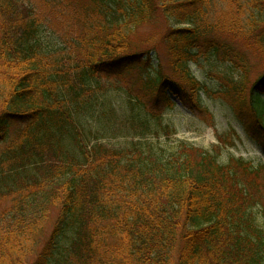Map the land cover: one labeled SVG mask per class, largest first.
Masks as SVG:
<instances>
[{"label":"trees","instance_id":"16d2710c","mask_svg":"<svg viewBox=\"0 0 264 264\" xmlns=\"http://www.w3.org/2000/svg\"><path fill=\"white\" fill-rule=\"evenodd\" d=\"M160 14L174 22L170 76L135 41ZM243 47L264 57V0H0V264H264V165L186 143L89 145L81 130L90 118L110 128L114 107L97 92L133 74L129 103L152 117H133L142 136L172 97L204 108L192 67L207 60L229 67L238 122L263 134L264 73L246 79Z\"/></svg>","mask_w":264,"mask_h":264},{"label":"rangeland","instance_id":"374dc122","mask_svg":"<svg viewBox=\"0 0 264 264\" xmlns=\"http://www.w3.org/2000/svg\"><path fill=\"white\" fill-rule=\"evenodd\" d=\"M172 26H174V22L166 20L160 14L156 21L141 27L135 39L139 50L150 51L153 48L159 54L163 73L167 76H170V72L166 65V40L164 38ZM151 37L154 41L151 44L145 43ZM226 40L236 48L241 47L239 40L228 37ZM241 50L245 51L249 62V75L246 79L252 83L260 74L264 73V57L244 47ZM228 68V66H220L219 63L217 65L209 63L207 60H202L199 65L193 66L192 71L204 85V91H202L204 108L197 111L192 110L190 107H185L178 98L173 97L175 107L164 108L161 105L158 108L163 115L161 120L158 121V124L155 123L156 120H153L154 122L151 123L152 132L145 136L141 135V128L132 127V119L137 116L143 120L150 115L145 111L141 113L140 107L132 105L133 103L130 104L126 95L129 85H132L135 93L141 92L137 75H131L128 81L125 79L112 84L105 81L103 92H97L96 104L98 107L103 103L114 107L115 118H112V125H109L112 131H110L105 118H101V121L96 120L95 123L90 118L85 120L81 129L85 136L84 140L89 145L90 143L91 145L99 143L118 150L133 151L134 148H138L145 151L152 148L165 152H176L181 143H189L198 149L211 152L213 156L219 157L220 162L224 164L236 157L244 158L256 167L264 165V133L260 134L258 130L247 132L238 122L237 106L232 100L231 94L228 95L225 91L222 82L223 75L232 76V72ZM147 105L154 107L150 101L147 102ZM150 120L152 121V117ZM162 128L165 130L168 128L170 132L168 133V129L164 132ZM58 213L59 209L53 211L52 222L46 227L47 231L42 244L52 232V226ZM254 218H256L258 226L264 229V213L261 208L257 207L254 210Z\"/></svg>","mask_w":264,"mask_h":264}]
</instances>
